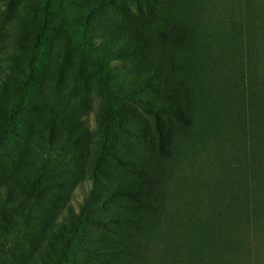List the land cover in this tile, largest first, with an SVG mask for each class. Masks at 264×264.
Here are the masks:
<instances>
[{"label": "rangeland", "instance_id": "rangeland-1", "mask_svg": "<svg viewBox=\"0 0 264 264\" xmlns=\"http://www.w3.org/2000/svg\"><path fill=\"white\" fill-rule=\"evenodd\" d=\"M191 1L0 0V264H264V24Z\"/></svg>", "mask_w": 264, "mask_h": 264}, {"label": "crops", "instance_id": "crops-1", "mask_svg": "<svg viewBox=\"0 0 264 264\" xmlns=\"http://www.w3.org/2000/svg\"><path fill=\"white\" fill-rule=\"evenodd\" d=\"M217 5L215 7L218 8L220 5ZM238 6L239 24H264V0H238ZM255 49H257V42H255ZM260 55L264 54L261 52ZM254 56L258 57L257 53Z\"/></svg>", "mask_w": 264, "mask_h": 264}, {"label": "trees", "instance_id": "trees-1", "mask_svg": "<svg viewBox=\"0 0 264 264\" xmlns=\"http://www.w3.org/2000/svg\"><path fill=\"white\" fill-rule=\"evenodd\" d=\"M192 3H191V5H193V3H196V4H194V6L196 5L197 7L198 6H202V0H192L191 1ZM181 28H183V29H185L184 28V26L183 27H181ZM181 28H177L176 26H174L173 27V29H172V34L173 33H175V32H178V33H180V31H181ZM174 30H175V32H174ZM171 34V35H172ZM180 43V45H182V44H185V41H181V42H179ZM240 89H241V85H240ZM129 99V98H128ZM129 101H130V99H129ZM137 100H133V102L135 103ZM139 104L141 103V102H138ZM169 104L171 105V109H172V112L174 113V112H176V110L173 108V106H175V107H177V109L179 110V116L181 117L182 115L180 114V112H181V110L183 109V106H184V104H183V100L181 99V98H179V96H176V102L175 103H170L169 102ZM162 149H164V150H166L164 147H162ZM161 209H163L162 208V206H161ZM153 213H158L157 211H153ZM153 213H151V214H153ZM150 214V215H151ZM0 215H1V212H0ZM140 227V226H139ZM151 228V227H150ZM3 249H0V259H2V251Z\"/></svg>", "mask_w": 264, "mask_h": 264}]
</instances>
